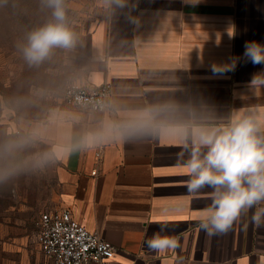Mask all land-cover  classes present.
Here are the masks:
<instances>
[{
	"label": "crops",
	"instance_id": "0c3cea01",
	"mask_svg": "<svg viewBox=\"0 0 264 264\" xmlns=\"http://www.w3.org/2000/svg\"><path fill=\"white\" fill-rule=\"evenodd\" d=\"M100 8L70 49L63 81L110 82L108 107L67 105L60 92L41 117L12 116L19 134L8 150L47 146L56 208L115 246L104 264H262L264 223L252 217L264 204L208 235L199 220L212 190L188 192L179 153L199 128L264 110V64L245 55L246 44L264 45V0H106ZM156 233L178 247L150 250Z\"/></svg>",
	"mask_w": 264,
	"mask_h": 264
},
{
	"label": "clouds",
	"instance_id": "9594fccd",
	"mask_svg": "<svg viewBox=\"0 0 264 264\" xmlns=\"http://www.w3.org/2000/svg\"><path fill=\"white\" fill-rule=\"evenodd\" d=\"M118 3L124 6L125 0ZM41 5L50 10L51 18L30 32L27 43L21 46L30 65L41 64L54 49L70 50L77 40L67 16L66 0H41ZM245 55L253 64H264V45L246 44ZM259 75L253 77L252 84ZM180 147L188 192L212 190L211 204L199 220V227L208 235L226 233L242 213L264 204V110L260 107L237 110L226 123L199 128L191 145ZM252 219L258 226L264 223V208ZM146 244L157 253L178 247L175 237L159 233Z\"/></svg>",
	"mask_w": 264,
	"mask_h": 264
},
{
	"label": "rangeland",
	"instance_id": "374dc122",
	"mask_svg": "<svg viewBox=\"0 0 264 264\" xmlns=\"http://www.w3.org/2000/svg\"><path fill=\"white\" fill-rule=\"evenodd\" d=\"M15 1L20 13L30 18L29 26L37 27L36 21L45 24L51 18L50 10L42 7L41 0ZM105 1L66 0L67 16L77 39L87 20L101 11ZM0 35H4L3 30ZM70 52L54 49L50 55L54 72L36 77L26 65L27 74L19 80L24 69L23 54L10 49L9 42L0 37V82L5 90L0 94V125L4 130V157L13 166L11 186H0V264H54L40 251L36 239L40 213L56 208L60 195L55 162L41 142L17 151H9L7 144L17 135L11 128L12 116L39 118L62 92ZM11 104H19L20 112Z\"/></svg>",
	"mask_w": 264,
	"mask_h": 264
},
{
	"label": "built area",
	"instance_id": "2783aa9c",
	"mask_svg": "<svg viewBox=\"0 0 264 264\" xmlns=\"http://www.w3.org/2000/svg\"><path fill=\"white\" fill-rule=\"evenodd\" d=\"M110 91L108 81L97 86L67 81L62 89V99L67 105L103 111L109 105ZM16 134L19 131L16 130ZM100 154V150L95 153L97 158ZM37 224L39 249L54 264H104L116 251L115 246L97 231L88 230L79 223L68 208L45 209Z\"/></svg>",
	"mask_w": 264,
	"mask_h": 264
},
{
	"label": "trees",
	"instance_id": "16d2710c",
	"mask_svg": "<svg viewBox=\"0 0 264 264\" xmlns=\"http://www.w3.org/2000/svg\"><path fill=\"white\" fill-rule=\"evenodd\" d=\"M29 23H30V18L20 13L15 0H0V31L3 30L4 33V35H0V37L3 36L4 39H6L7 42H9L10 49L22 53L21 46L27 43L28 34L43 25L42 21L35 22V24L38 23L37 27H35L34 25L29 26ZM17 42L19 43V45ZM50 59L52 60L53 57L47 58L39 65H30L25 60L24 69L22 74L20 75L19 80L23 79L24 76L27 74L26 73L27 66L31 68L30 69L31 73L36 77L42 75L44 70L50 67L53 68L54 66L51 65ZM4 91L5 90L3 89V85L0 82V94H2ZM17 100L20 101L19 98ZM11 105L13 106V109L20 112L19 104L16 106L13 104ZM0 112H1V104H0ZM3 136H4L3 126L0 125V186L9 187L11 186V181H12L10 179L11 178L10 176L13 166L4 157L5 149L3 144Z\"/></svg>",
	"mask_w": 264,
	"mask_h": 264
}]
</instances>
